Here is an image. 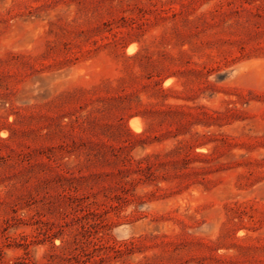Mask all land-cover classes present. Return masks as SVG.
I'll use <instances>...</instances> for the list:
<instances>
[{
	"label": "rangeland",
	"instance_id": "1",
	"mask_svg": "<svg viewBox=\"0 0 264 264\" xmlns=\"http://www.w3.org/2000/svg\"><path fill=\"white\" fill-rule=\"evenodd\" d=\"M0 264H264V0H0Z\"/></svg>",
	"mask_w": 264,
	"mask_h": 264
},
{
	"label": "bare ground",
	"instance_id": "2",
	"mask_svg": "<svg viewBox=\"0 0 264 264\" xmlns=\"http://www.w3.org/2000/svg\"><path fill=\"white\" fill-rule=\"evenodd\" d=\"M134 123V122H133Z\"/></svg>",
	"mask_w": 264,
	"mask_h": 264
}]
</instances>
